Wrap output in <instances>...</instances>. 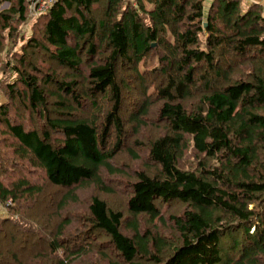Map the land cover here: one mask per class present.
<instances>
[{"label": "trees", "instance_id": "16d2710c", "mask_svg": "<svg viewBox=\"0 0 264 264\" xmlns=\"http://www.w3.org/2000/svg\"><path fill=\"white\" fill-rule=\"evenodd\" d=\"M98 4L101 15L95 20L90 16ZM27 14L26 0H16L13 8L0 12V43L3 31L14 30V19L23 22ZM39 22L43 23L42 36L37 38L35 30L22 46L21 64L15 68L20 77L9 84L8 93L12 100L22 96L24 103L42 113L47 128L13 125L8 105L2 106L6 129L1 134L9 140L0 141V162L9 148L39 169L46 184L68 190L57 212L79 187H102V171H113L111 162L124 142L119 64L133 66L146 96L147 79L138 67L159 50L160 65L154 74L161 79L154 97L157 94L158 116L165 126L147 144L155 171L137 172L129 183L127 212L135 219L160 220V203L175 200L184 203L185 209L172 218L179 238L167 256L165 243L140 233L136 221L131 226L134 236L126 234L123 213L112 211L97 197L89 202L86 222L90 229L81 244L68 247L70 238L62 236L73 221L57 214L63 222L55 237L46 240L47 252L36 250L32 261L20 263L18 251L27 241L18 240L12 232L18 229L22 235L44 240L39 233L42 227L21 229L15 224L3 232L7 221L0 219V234L10 238L7 242L0 239V264H83L91 245L88 240L96 232L105 234L124 264H264L263 5L243 0H57L33 28ZM85 44L91 58H97L101 49L108 53L88 74L91 94L108 91L113 110L98 124L95 103H90L94 112L81 120L72 118L74 108L60 101L62 115L47 117L48 98L54 92L44 86L52 77L41 82L26 73L31 67L25 60L28 50H42L60 66L78 72ZM19 82L23 91H16ZM75 84L60 83L58 90L71 93L80 106ZM151 99L140 115H147ZM134 119L141 123L138 117ZM113 131L118 140L109 150ZM55 132L61 134L60 139H53ZM190 147L197 157L192 169L181 165ZM44 189L43 184H32L27 174L10 186L0 180V204L33 202ZM226 238L229 243L224 242ZM4 243L6 254L1 252Z\"/></svg>", "mask_w": 264, "mask_h": 264}, {"label": "rangeland", "instance_id": "374dc122", "mask_svg": "<svg viewBox=\"0 0 264 264\" xmlns=\"http://www.w3.org/2000/svg\"><path fill=\"white\" fill-rule=\"evenodd\" d=\"M48 1L54 4L57 0H45V4L49 3ZM15 3L16 0H3L0 4V12L9 11L13 8ZM26 3L28 12L26 16L27 19L21 22L17 20L16 17L14 19V30L2 32L3 36L0 43V108L4 105H8L7 109L10 110L8 118L13 125L22 123L30 130L38 128L40 131H43L47 128V124L41 115L42 113L33 110L27 102L24 103V98H22V96L18 100H12L8 93L9 84H14L20 77L18 72L15 71V68L20 67L21 64V55L24 53L22 46L34 34L35 30L38 32L36 35L37 38H41L43 33L42 22L35 25L37 28H33V25L38 21L41 15H35L31 3H29L28 0H26ZM48 5L50 4L44 6L47 7ZM99 9L100 6L98 4L93 9V14L90 18L95 20L96 18L100 19L101 14ZM87 50L88 46L86 44L83 45L80 53L83 64L78 72L66 66H60L42 50H28L27 53L30 56L26 57L25 60L27 65L31 67H27L26 73H31V76H37L41 82L52 77L49 85L44 86L47 92H54L53 95L48 98L47 117L55 118L62 115L64 108L58 106L60 101H64V107L71 106L74 108V111L70 113L72 118L81 120L89 117L91 113L94 112L93 106H90V103H95L98 106L97 112H95V118L99 119L98 124H103L104 116L113 110L114 106L108 91L98 92L95 95L91 94L88 74L91 66L96 62L105 60L108 53L105 49H101L98 52L97 58H91L87 56ZM160 57L159 50L152 51L145 60V63L140 64L138 67L140 72L145 76V79H147L145 87L143 86L148 89L146 96H143L141 82L132 71L133 66H125L122 65V63L119 64L118 83L123 90V106L119 115L124 124V142L121 149L118 150L115 159L111 162V170L113 171L107 169H103L102 171V187H98L94 184H88L81 188L79 187L74 192L72 199H69L67 202V206L62 209V211L57 212L58 206L60 205L59 203L63 197L68 194V190L51 187L46 184L45 178L39 169L30 167L22 161V159L16 157L12 153L14 151L9 148L7 150V156L1 157L3 160L0 162V180L4 185L10 186V184L15 182L21 175L27 174L32 184H43V188H45L44 193L37 196V199L33 202H22L19 205L9 201L5 205L0 204V219L5 222L7 221L4 223L3 232L13 228L15 224L21 229H27L30 226L35 228L37 226L42 227L39 233L45 238L44 240L30 237L28 233L22 235L20 230L13 229V231H15L12 233L15 234L18 240L25 239L27 241L23 249L18 251L21 259L20 263L23 262L24 259L32 261L37 255L35 252L36 250L41 253L47 252V241L55 237L56 231L63 222L62 218L56 217L57 214L73 221L66 229L65 236H62L63 240L70 238V240H67L68 247H74L75 243L81 244L90 229L88 222H86L88 215L87 208L89 207V202L94 197L107 202L108 207L112 211H120L123 213V218H125L123 231L126 234H130L132 237L134 236V233L131 231V229H133L131 226L136 221L140 233L152 234L155 239H159L165 243L167 248L165 252L166 256L171 253L172 245L178 244L179 235L174 228L172 218L182 214L185 209L184 203L175 200L166 204L160 203V215L162 216L160 220H152L148 217L135 219L127 212V199L130 195L129 183L133 181L137 172L149 174L155 171L151 162L148 160L147 144L152 137L162 132L165 126L164 123L159 120L158 109L161 104L157 102V94H155L154 97V92H156L155 86L158 82L160 83L161 79L158 75L154 74L155 69L160 65ZM66 82L76 83L74 90L76 91L75 93H77L76 96L79 97L82 102L80 106L71 93L58 90L60 83ZM16 88V91H23V86L20 82ZM85 91H87L86 93L89 95V98L85 95ZM148 97L152 98L150 100L148 113L145 116L140 115L141 111L147 106ZM67 114L69 115L68 112L64 115ZM1 115L2 114H0V141L9 140L4 133L1 134L3 130L6 129ZM135 117H138L141 123L136 121L134 119ZM60 138V133H53V139L57 140ZM109 138L107 147L111 150L118 140V138H116V132H111ZM130 150L132 153L129 152ZM6 157L8 163L5 162ZM196 164L197 157H195L194 151H192L190 147L185 157L182 159L181 165L188 169H192ZM23 169L27 170L28 173H24ZM26 205H31V207L28 208ZM92 235L93 237L88 240L91 245L87 249V254L82 257L83 264H124L112 249L110 240L105 234L96 232ZM4 236L5 235L1 233L0 239L6 242L10 240L9 236H6V238H4ZM228 240L229 239L226 238L224 242L229 243ZM1 248V252L4 254L8 252L5 243L2 244ZM53 263L54 262H48V264Z\"/></svg>", "mask_w": 264, "mask_h": 264}, {"label": "built area", "instance_id": "2783aa9c", "mask_svg": "<svg viewBox=\"0 0 264 264\" xmlns=\"http://www.w3.org/2000/svg\"><path fill=\"white\" fill-rule=\"evenodd\" d=\"M29 3H31L32 5V9L33 11L35 12V15H44L48 12L49 8L51 7V1H48L49 3L47 4H50L48 5L47 7H45L44 5H47L45 4V0H28Z\"/></svg>", "mask_w": 264, "mask_h": 264}, {"label": "crops", "instance_id": "0c3cea01", "mask_svg": "<svg viewBox=\"0 0 264 264\" xmlns=\"http://www.w3.org/2000/svg\"><path fill=\"white\" fill-rule=\"evenodd\" d=\"M243 1L246 2V3H256V2H258V3H260L261 5L264 6V0H243Z\"/></svg>", "mask_w": 264, "mask_h": 264}]
</instances>
